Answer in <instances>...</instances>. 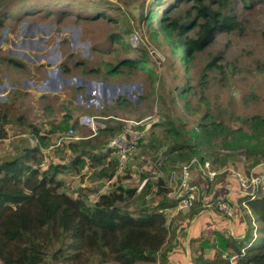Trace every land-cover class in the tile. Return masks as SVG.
<instances>
[{"label": "rangeland", "instance_id": "1", "mask_svg": "<svg viewBox=\"0 0 264 264\" xmlns=\"http://www.w3.org/2000/svg\"><path fill=\"white\" fill-rule=\"evenodd\" d=\"M202 1L210 10L217 12L219 20L211 31L209 42L201 49L194 46L193 59L186 64L182 51L176 50L175 44L160 31L155 34L148 16L152 6L160 5L157 8L158 22H155L158 27L161 15L170 13L175 7L171 16H176L177 11L183 9L187 14L188 41L190 38L199 39L210 17L198 10L197 0H0V88H4L3 81L11 83L6 87L10 90L8 99L0 94V104L5 105L0 109V163L37 147L45 152L47 162L43 166L37 162L42 157L40 148L33 156L24 159L34 168L44 171L55 156L67 160L68 145L83 139L80 138L81 127L74 123L70 126L75 129L73 137L68 136L69 129L61 130L56 137L40 144L39 138L23 124L27 123L29 115L33 119L47 120L44 123L50 124L56 122L57 114L61 117L63 113H70L74 118L83 113L76 109V104L86 108L91 103L96 111L93 115L95 119L106 124L108 121L107 125L113 126L116 133L130 119L150 118L152 128L124 167L117 163L116 158L109 163L89 159L80 170L79 165L71 166L70 170L62 166L56 177L61 182L58 187L60 192L95 203L102 194L113 190L135 187L138 195L147 179L154 184L155 191L159 181L167 182L170 191L173 171L178 172L182 163L194 155L210 158L215 169L226 172L240 184L238 174L250 175L251 160L245 156L244 149L231 150L226 144L230 142L231 130L257 135L251 118L256 115L264 118V0ZM102 11L108 16L102 17L99 14ZM187 12H190V18ZM136 32L141 33V40L138 46H133L131 38ZM9 57L18 63L9 62ZM127 58L143 61L147 66L145 69L123 67L112 79L123 85H105L92 80L102 79L99 76L106 75L108 64L116 66ZM63 63L71 67L78 77L86 75L91 78H84L87 87L83 101L79 91L72 86H78L84 80L69 78L73 76L64 72L61 68ZM35 69L45 70L44 85H34L32 79L40 80L32 78ZM93 70L96 72L92 73V77L83 75L85 71ZM64 85L66 89L61 97L38 98L33 95L35 89L50 92V88ZM67 97L69 99H65ZM97 106L101 107L98 109ZM104 110H109L106 112L117 119L104 117ZM4 115L8 118L6 122ZM18 117H23L20 124ZM213 126H220V130L213 129ZM224 127L226 132H221ZM205 130L209 133L203 138ZM260 135H264L263 129ZM174 139H180L182 143L192 139V149L173 150ZM114 166L116 171L113 176H105V173H112ZM25 182L26 179L21 186L26 191L36 183L33 181L25 185ZM199 200L195 201L192 209H179L177 205L164 212L169 227L167 243L156 261L139 264H209L207 262L211 259L213 261L222 256L237 263V254L220 252L216 233L222 234V230H226L223 232L226 237H234L232 225L235 237H244L251 231L249 212L241 207L236 197L234 201L231 199V216H225L217 206L206 209ZM160 201L159 195L150 193L144 200L133 197L120 204L131 213L138 214L142 210L156 208ZM198 208L202 212L210 210L216 216H225L227 222L217 218L215 226L202 229L199 225L195 230L196 238L192 237L188 245L187 230L194 216L198 215L192 211ZM16 209L15 206L7 207L0 215V247L13 257L19 255L23 245L16 239H10L4 230L16 217ZM180 224L184 225V229H180ZM258 225L256 222L255 234ZM207 228L212 231L207 232ZM254 241L252 239L250 245ZM65 249L66 246L57 253L60 241L53 239L49 246L43 248L42 260L38 264H118L114 261L102 262L87 255L78 262L70 263L62 258ZM166 249L168 252L165 254ZM212 250L216 252L211 254Z\"/></svg>", "mask_w": 264, "mask_h": 264}, {"label": "trees", "instance_id": "2", "mask_svg": "<svg viewBox=\"0 0 264 264\" xmlns=\"http://www.w3.org/2000/svg\"><path fill=\"white\" fill-rule=\"evenodd\" d=\"M197 2L198 10L204 16L208 15L210 17L203 26L204 28L199 39L194 38L192 40L190 38L188 41L189 37L185 26L187 14L183 9H179L176 16H171V13L176 10L175 7L172 8L170 13L161 15L158 27L155 26V22H158L159 11H157V8L160 5L155 4L152 6L150 8L151 13L148 16V22L150 25H153L155 34L160 31L168 41L175 44L176 50L182 51L181 54L186 64L193 59L194 46L201 49L206 42H209L211 31L215 28L216 21L219 20L217 12L210 10L202 0H197ZM187 13L190 18V12ZM29 14L34 13L30 12ZM99 14L102 17L108 16L104 11ZM7 60L11 63H18L12 57H9ZM146 66V63H143V61L127 58L116 66L108 64L104 73L106 75H102L103 77L99 76L102 79L93 80L116 84L117 82H113L112 79L121 72L123 67L126 69H134L135 67L145 69ZM61 68L68 75H73V69L65 63L62 64ZM94 72L96 70L92 72L85 71L83 75L87 74L89 77H92V73ZM72 88L85 90L83 86L78 87L74 85ZM2 106L5 107V105L0 104V109ZM63 116L57 124L52 125L51 134L70 128L72 115L70 113H63ZM3 117L4 122H6L8 120L7 115ZM18 120V124L22 123L23 117H18ZM251 121L254 124L257 135L249 134L243 130H231L230 142L226 144V147L231 150L244 149L245 156L251 160L250 169L264 162V135H260V130H264V118L256 115L251 118ZM23 125L39 139L45 138V135H41L38 126L33 123L27 122ZM213 129L220 130V126H213ZM221 132H226V127ZM99 133L105 137H113L116 131L114 132L113 126H108L100 129ZM208 133L209 130H205L203 138L207 137ZM174 142L175 144L172 149L177 152L183 149H192V139H187L183 143L180 139H174ZM97 146V143L92 144V140L71 143L68 147L74 153V158L67 163H60L61 158L59 157V160L56 159L55 162L46 166L44 171L34 168L25 161L31 155L33 156V153L39 150L38 148L28 149L30 150L29 153L26 151L22 156H17L0 163V215L7 207L14 208L15 206V209L17 208L16 217L11 219V222L8 221V224L9 222L10 224L4 230V233L10 239L22 242L23 245L17 257H13L12 254L7 253L0 247L1 264H38L42 260L43 248L49 246L53 239L60 241V250L57 253L62 251L63 247L66 246L63 257L62 255L61 257L70 263L74 261L78 262L86 255L98 258L102 262L114 261L118 264H139L157 260L158 254L167 243L169 233L164 212L176 207L178 204L177 199L171 200L169 197L167 182L159 181L157 191H155L153 188L154 184L148 179L138 195V189L135 187L126 190H113L102 194L95 203H87L86 199L75 198L64 191L60 192L58 190L61 182L57 181L56 177L62 166L63 168L65 166L69 168L79 165L80 170L87 163L83 156H90L91 149ZM200 158L202 160L206 159L204 157ZM116 160L119 163L118 156ZM41 161V158L37 159V162L41 163ZM261 170H264V164L260 168ZM115 171L116 166L112 169L111 174L105 173V176L108 178L112 177ZM220 175L224 176L220 178ZM191 176V181L197 183L200 187L199 201H202L203 206L204 202L208 203L211 200L212 195L216 191L215 186L213 187L211 183L230 184L229 182H232V179L237 181L236 178L230 177L226 172H220L214 180H211L195 167L191 168ZM24 179H26L25 185H29L33 181L36 182L29 189L30 192L21 186ZM32 192L33 194L31 195ZM150 193H155L161 197L158 206L152 210H142L138 214H134L120 204L127 198L135 197L144 200ZM236 197L242 198V200L247 198L244 194L243 196L239 194ZM30 198L31 204L29 203L25 207ZM194 206L195 203L191 209ZM248 206L257 218L255 220L252 215L249 218L251 231H248L242 238L226 237L223 233L217 232L216 237L220 242L217 245L223 254H237L239 259L236 264H264V192H261L255 199L249 200ZM192 212L199 214L200 209L198 208L197 211L193 210ZM256 222L259 225L258 231L255 234L253 229L256 226ZM260 236L261 239L259 238ZM252 239H255V241L250 245ZM167 249L165 250V254ZM229 260L222 256L207 263L233 264Z\"/></svg>", "mask_w": 264, "mask_h": 264}, {"label": "built area", "instance_id": "3", "mask_svg": "<svg viewBox=\"0 0 264 264\" xmlns=\"http://www.w3.org/2000/svg\"><path fill=\"white\" fill-rule=\"evenodd\" d=\"M140 40L141 33L136 32L131 38V43L133 46H138ZM79 123L91 127L94 134H97L100 129L108 127L105 123L98 122L93 115L89 114L79 117ZM152 125L153 122L150 118L141 120L130 119L118 133L109 139L108 147L118 156L121 167L125 166L131 154L136 151L141 140L145 138L149 130L152 128ZM67 134L69 137H73L75 129L70 127ZM192 167L197 168L198 171L211 180H214L220 172H224L215 169L211 160H202L197 155L192 156L188 161L182 163L179 167V171H173L171 175L170 181L172 189L168 193L170 198L178 200L177 205L179 209H190L195 201L200 198L199 185L191 181ZM176 173L180 174L177 176ZM238 177L240 182L239 190L247 197L242 200V205L253 217V213L248 206V201L255 199L263 191L264 171L255 172L252 170L250 175L241 176L238 174ZM147 180L144 181L139 190L142 189ZM208 205L217 206V208L223 212L225 216L232 215L231 193L224 195L215 191L211 200L208 201Z\"/></svg>", "mask_w": 264, "mask_h": 264}, {"label": "crops", "instance_id": "4", "mask_svg": "<svg viewBox=\"0 0 264 264\" xmlns=\"http://www.w3.org/2000/svg\"><path fill=\"white\" fill-rule=\"evenodd\" d=\"M35 74H33L34 76L32 77V78H34V79H36V77L37 78H40V80L39 81H35V80H33L32 79V81H33V83H34V85H37V84H39V85H42L43 84V82L46 80L45 78H46V76H47V74H46V72H45V70L43 71V70H34L33 71ZM50 75V74H49ZM48 75V76H49ZM71 76H73V77H69V78H72V79H74V81H76L77 80V78H80V77H78L77 75H75V74H73V75H71ZM64 77V76H63ZM65 78V77H64ZM84 78L85 77H81L80 79H82V80H84ZM76 79V80H75ZM87 79V78H86ZM87 80H90V79H87ZM93 80V79H92ZM31 81V82H32ZM41 81H42V83H41ZM94 81V80H93ZM3 82H5V84H4V88H0V94L2 95V96H4L5 95V97H7L8 96V93L10 92V90L9 89H6V87H8V86H10L11 85V83L10 82H6V81H3ZM85 82H86V80H84V81H81L79 84H78V87L79 86H83V87H85L86 85H85ZM91 82V81H90ZM103 83H106V82H103ZM44 85V84H43ZM115 85H123V84H115ZM77 86V85H76ZM87 87V86H86ZM49 89V88H48ZM65 89H66V86L64 85V86H62L61 88H50V92H49V90H40V92L38 91V89H35V90H33V95H35V97H38V98H40V97H43V98H45L46 96H55V95H60V97L63 95L64 96V93H65ZM73 89V88H72ZM78 91H79V93H80V99H81V101H83V94L85 93V91H86V88H85V90L84 89H77ZM12 91V90H11ZM42 91V92H41ZM55 91H59V92H55ZM94 91V90H93ZM5 93V94H4ZM89 97H91V95H89ZM63 98V97H62ZM7 99H8V97H7ZM6 99V100H7ZM64 99V98H63ZM65 99H69V97H67V98H65ZM3 100H5V99H3ZM78 104H80V103H78ZM81 104H83V103H81ZM80 104V105H81ZM91 103H89L88 105H87V107L85 108V107H80V106H78L77 104H76V109L78 110V111H81V112H83V113H85V114H89V115H95V113H96V111L94 110V107H91V105H90ZM102 106V105H101ZM100 106V107H101ZM98 107V106H97ZM100 107H98V109L100 108ZM80 109V110H79ZM106 111H109V110H104V111H102V114H104L105 116L104 117H106V118H108V119H111V118H115V119H117V117H115L113 114H110L109 112H106ZM77 114L74 118H73V115H72V118H73V120H72V118H71V120L70 121H73V122H71V126L74 124V123H76L77 124V126H79V127H81L82 128V133H81V135H80V138H83V139H80V140H92V143H97L98 144V146L97 147H95V148H93V149H91V154H90V156H83L85 159H86V162H87V164H88V162H89V159H93V161L94 162H99V163H109V162H111V160L113 159V158H117V155H116V153L114 152V151H112V150H110L109 149V147H108V137H105L103 134H99L98 135V133L97 134H94L93 133V131H92V129L90 128V127H88V126H86V125H83V124H81V123H79V117H81V116H83V115H85V114ZM57 118H56V122L55 123H52V124H50V123H44V122H46L47 120H40L39 118H37V119H33L32 118V115H29L28 116V120H27V122L28 123H33L34 125H36V126H38V128L40 129V133H41V135H45V136H47V138H45V139H39V143L41 144V143H45L46 141H49L50 140V138H54V137H56V135L58 134V133H55V134H51L50 133V130H51V127H52V125L53 124H57L64 116H61L60 117V115L59 114H57ZM107 119V120H108ZM59 120V121H58ZM105 124H106V122H104ZM50 124V125H49ZM107 124H108V121H107ZM106 124V125H107ZM107 126H109V125H107ZM95 138V139H94ZM46 140V141H45ZM54 140V139H53ZM39 150H40V148L39 147H37ZM41 150H42V148H41ZM44 151L42 150V157H41V159H42V161H41V166H43V165H45L46 164V162H47V159H46V155H44V153H43ZM67 152H68V159L67 160H60L59 162L60 163H67V162H69L70 160H72L73 158H74V153L72 152V150L69 148V147H67ZM48 155H50V156H55L54 154H52V153H47ZM51 159H53V162H55L54 160H59V156H55V157H52ZM50 159V160H51ZM113 160H115V159H113ZM58 162V163H59ZM264 164V162L263 163H261V164H259V165H256L255 167H253L252 169H250V172L252 171V170H254L255 168H256V170H254L255 172L256 171H260V168H261V166ZM47 166V165H46ZM45 166V167H46ZM65 167H67V170H68V166H65ZM69 170H70V167H69ZM84 171V169L82 170V172ZM207 181H209V180H207ZM230 184H219V183H211V185L214 187L215 186V188H216V191L217 192H219L220 194H229V193H231V199L234 201V197H236L237 195H242L243 196V193L239 190V187H240V184H238V182L237 181H235V180H233L232 179V182H229ZM217 185V186H216ZM237 198V200H240V202L242 201V198H239V197H236ZM204 203H207V202H204ZM204 207L206 208V209H211V208H213V207H215V206H209L208 205V203H207V205H204ZM241 207L244 209V210H246L244 207H243V205H242V203H241ZM204 208V209H205ZM217 208V207H216ZM171 209H173V208H171ZM170 209V210H171ZM203 209V210H204ZM206 211H209V212H202V210H200V212H199V214L198 215H196V216H194V218H193V221L192 222H190V223H192L190 226H189V229L187 230V232L189 233V235L187 236V239H188V245H189V243L191 242V240H192V237L195 239L196 238V234H195V230L198 228V226L199 225H201V228L203 229V228H206V227H209V226H215V224H216V220L215 219H217V218H222L223 219V223H226L227 222V220H225L224 219V217L222 216V217H219V216H216V215H214V214H212L211 212H210V210H206ZM247 214H248V212H247ZM248 215H250V214H248ZM250 217H251V215H250ZM254 218V217H253ZM231 221H232V218H231ZM230 221V222H231ZM232 223V222H231ZM181 225V224H180ZM184 225H181V227H180V229H182V227H183ZM230 227H231V230H232V236H234L235 237V229H234V227L232 226V225H230ZM213 228H215V227H213ZM183 229H184V227H183ZM201 229V230H202ZM219 229V228H218ZM219 230H222V229H219ZM206 231L207 232H210V231H212L211 230V228H207L206 229ZM223 232H225L226 230H222ZM222 232V233H223ZM223 234H225V233H223ZM226 235V234H225ZM227 236V235H226ZM229 236H231V235H229ZM237 237H239V236H237ZM236 237V238H237ZM188 248V247H187ZM214 252H216V251H214V250H212L211 251V254H214ZM223 258H227V256H223ZM212 260V259H211ZM230 261H232V263L233 264H236L235 263V261H233V260H230ZM177 262H179V261H177Z\"/></svg>", "mask_w": 264, "mask_h": 264}, {"label": "water", "instance_id": "5", "mask_svg": "<svg viewBox=\"0 0 264 264\" xmlns=\"http://www.w3.org/2000/svg\"><path fill=\"white\" fill-rule=\"evenodd\" d=\"M58 72L61 74V71H60V69H58ZM105 85H107V83H104ZM91 91H92V89H91Z\"/></svg>", "mask_w": 264, "mask_h": 264}]
</instances>
